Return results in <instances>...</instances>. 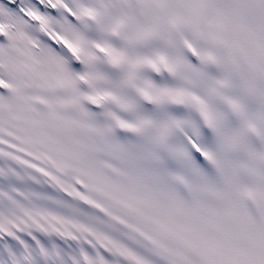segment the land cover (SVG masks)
<instances>
[{
  "label": "snow or ice",
  "instance_id": "6c2138e0",
  "mask_svg": "<svg viewBox=\"0 0 264 264\" xmlns=\"http://www.w3.org/2000/svg\"><path fill=\"white\" fill-rule=\"evenodd\" d=\"M0 264H264V0H0Z\"/></svg>",
  "mask_w": 264,
  "mask_h": 264
}]
</instances>
